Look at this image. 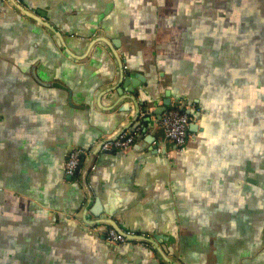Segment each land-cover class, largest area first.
I'll list each match as a JSON object with an SVG mask.
<instances>
[{
	"label": "crops",
	"instance_id": "crops-1",
	"mask_svg": "<svg viewBox=\"0 0 264 264\" xmlns=\"http://www.w3.org/2000/svg\"><path fill=\"white\" fill-rule=\"evenodd\" d=\"M1 1L0 264H264V42L254 55L245 44L246 101L227 111V17L218 28L215 10L201 9L215 0H20L62 39ZM257 20L264 27V10ZM95 36L82 60L67 51L85 56ZM103 38L146 78L142 111L167 90L210 111L182 152L143 138L101 152L89 175L104 214L163 236L169 262L152 247H113L76 217L85 196L65 172L68 152L134 123L137 107L113 89L119 69Z\"/></svg>",
	"mask_w": 264,
	"mask_h": 264
},
{
	"label": "water",
	"instance_id": "water-1",
	"mask_svg": "<svg viewBox=\"0 0 264 264\" xmlns=\"http://www.w3.org/2000/svg\"><path fill=\"white\" fill-rule=\"evenodd\" d=\"M7 2L12 7H14L18 12H20L23 16H26V17L34 20L35 22L44 25L45 28H48L57 37H60V39H62V33L60 31H58L57 28L55 26H53V24H51L49 21L45 20L41 16V15H44L41 11H38V13L41 15L34 13L33 11H31L30 9L25 7L21 3L20 0H7ZM2 3H3V1L0 2V5H3ZM97 38L98 37H96V36L93 38V40L91 42V46H90L87 54H85V56H75L72 53V51H70L69 49H67V51L76 60H82L83 58H85L88 55V53L91 51V48H93V46L95 44H97L96 43V41L98 40ZM102 40L106 41L107 44H110L109 46L112 47L111 52H112V55L117 62V67L119 69L120 85L118 83L117 86H115L116 85L115 84L113 86V89L118 88V91L122 96L120 101H122V100L131 101L137 107L133 113L134 123L125 124L124 126L119 128L117 130V132H115L112 135L106 134L108 136H102L98 145L94 146L93 148H91L89 150L87 156L85 157L84 161L81 164L80 172L75 176L67 175L69 180L78 181V183L81 185V188L83 190V194L85 196L84 202H83V207H82L81 212H80L81 214L80 213L77 214L76 217H77V219L80 220V222L86 224L87 226H92L93 229L95 227H101L97 231L99 232V234L101 235V238L103 240H105V231H106L107 227H113L119 233L126 236V238L128 239V242L126 244H123V245H112V244H110L113 247H121V246H124L127 244L128 245H140L143 247H152V248L157 250V252L161 258H164L165 261L167 260V262H169V258L167 256V254L164 252L162 247L156 241V238L158 240L162 241L161 238L163 236H159V235L154 236L153 234H151L152 236H148L144 232H139V230H136V229H133L130 227L122 226L121 224L117 223L113 218H109L108 216H106L104 214L103 206L101 204L100 198L96 197V194L94 193L92 187L90 186L89 175L95 169L97 157L101 154V152H114V151H116L115 149H112L109 151L103 150L102 149L103 144L106 141L118 139L122 134H125V133L133 134V133H135L136 134V140L134 142L135 144L139 140L146 138V140H148L150 142L151 149L154 152H159V153H163L166 155H168L172 150H177V152H182L184 149H186L188 147L190 141H188L184 145H178V144H176V142L169 139L163 130H159V131L155 132L153 125L161 119L163 112L168 107L173 105V101H172L173 99L171 97V92L169 90H167L166 97L164 98L163 102L160 105H157L156 107H154V113L156 115V117L154 119H151L150 116H146V117L141 116L142 115V107H145V103H144L142 97L139 96L138 87H140L141 82H146V78L139 73L128 72V67L125 64V60H123L120 53L114 48L113 43L107 38H103ZM227 70H231V72H232L231 76L234 77L232 79L237 78L234 75L235 74L234 70L231 67H229V65H227ZM238 78L240 79V73H239ZM239 83H240V81H239ZM240 91H241V89H240ZM231 96L235 100L234 104L238 105L237 96L234 94V92L229 91L227 93V97H228L227 100L230 101V103H233L234 100L232 98H230ZM245 99H246L245 97H242V91H241V95L239 97L240 104L237 107L244 106V104H242V103H244V101H246ZM195 102H199V99H196ZM184 103H186L188 106L193 105V101L189 100L188 98H186L184 96L178 97L176 102H175L176 105L177 104L183 105ZM144 109H146V108H144ZM185 110L190 115H193L199 119V122H195L193 120L191 121L189 131L192 133L199 132L200 130L203 131L204 130V125H203L204 121L207 120V115L210 111L208 112L204 108V112L199 114L198 112H196V110L194 108H191V107L185 108ZM148 130L150 133H148L146 135ZM189 139H190V137H189ZM190 140H192V139H190Z\"/></svg>",
	"mask_w": 264,
	"mask_h": 264
},
{
	"label": "built area",
	"instance_id": "built-area-1",
	"mask_svg": "<svg viewBox=\"0 0 264 264\" xmlns=\"http://www.w3.org/2000/svg\"><path fill=\"white\" fill-rule=\"evenodd\" d=\"M1 2V0H0ZM194 108L199 114L203 113L198 107L187 104L173 105L168 107L162 114L161 119L158 121L161 129L164 131L166 136L178 145H184L193 137L192 132L189 131L191 121L199 122V119L193 115H190L185 108ZM142 116H150L154 119V107H148L142 111ZM195 118V119H194ZM190 137V139H189ZM136 140V134H122L118 139L106 141L103 144L102 149L109 151L115 150H128L132 147ZM89 150L77 146L73 147L68 153L65 171L67 175L75 176L81 170V164L87 156ZM101 227H95L94 230H99ZM105 241L112 245H123L128 242L125 235L119 233L113 227H107L105 231Z\"/></svg>",
	"mask_w": 264,
	"mask_h": 264
},
{
	"label": "rangeland",
	"instance_id": "rangeland-1",
	"mask_svg": "<svg viewBox=\"0 0 264 264\" xmlns=\"http://www.w3.org/2000/svg\"><path fill=\"white\" fill-rule=\"evenodd\" d=\"M231 2L232 0H215V9L213 7H209L211 6V3L209 6H202L201 9L211 8L215 10L218 28H223L220 26V24L223 23L221 22L220 15H226L227 17V20H225V28L227 30V65L234 70V75L237 77L232 79L234 77L231 76V70H227V93L229 91L234 92L237 96V102L239 105V97L241 95L239 83L240 79L238 78L240 71V59L245 49V44H248V49H250L251 54L254 55L257 40L258 42H264V27L259 25L257 28L259 20L256 21V15L253 13L256 10L255 8H257L256 4H250V2H247L243 10H237L236 8H233ZM262 10H264V8ZM230 98L234 100L232 96ZM234 102L235 100L232 104H227V111L234 109L233 106H238L237 104H234ZM231 133L232 132H227V138L230 139Z\"/></svg>",
	"mask_w": 264,
	"mask_h": 264
},
{
	"label": "trees",
	"instance_id": "trees-1",
	"mask_svg": "<svg viewBox=\"0 0 264 264\" xmlns=\"http://www.w3.org/2000/svg\"><path fill=\"white\" fill-rule=\"evenodd\" d=\"M247 2H250V4H256L257 8H255L256 10L253 12L255 15L257 11L264 8L263 0H232L231 5H233V8H236L237 10H243Z\"/></svg>",
	"mask_w": 264,
	"mask_h": 264
},
{
	"label": "flooded vegetation",
	"instance_id": "flooded-vegetation-1",
	"mask_svg": "<svg viewBox=\"0 0 264 264\" xmlns=\"http://www.w3.org/2000/svg\"><path fill=\"white\" fill-rule=\"evenodd\" d=\"M186 104V103H185ZM200 110H202L204 112V110L199 106V105H196ZM262 244H263V250H264V234L262 236Z\"/></svg>",
	"mask_w": 264,
	"mask_h": 264
}]
</instances>
